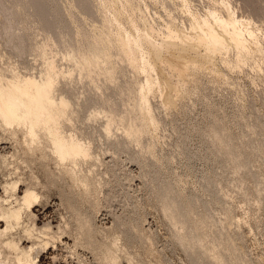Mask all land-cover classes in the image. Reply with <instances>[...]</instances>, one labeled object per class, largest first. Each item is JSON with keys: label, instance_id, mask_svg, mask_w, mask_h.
Listing matches in <instances>:
<instances>
[{"label": "bare ground", "instance_id": "bare-ground-1", "mask_svg": "<svg viewBox=\"0 0 264 264\" xmlns=\"http://www.w3.org/2000/svg\"><path fill=\"white\" fill-rule=\"evenodd\" d=\"M57 1L0 0V37L9 47V55L20 58L34 55L40 61V65H38L40 68L31 72L30 65H28L30 66L28 69V66L25 65V70H21L22 68L20 69L19 66L11 62L0 65V133L7 134L21 149L20 154L15 150L9 155L0 154V171H3L4 174L0 181L2 190L0 193V221L3 222V227H0V264H38L37 258L41 251H45L48 247L53 250L57 243L58 246L64 245L62 247L68 245H65L60 239L61 234L63 236L66 233L73 241L67 247L73 252L74 258L75 256L79 258L78 251H75L79 246V249L80 247L81 250L84 248L92 254L93 263L150 264V258L147 260L145 256L147 253L154 257L157 264H163L160 254L154 251V248L144 249L143 253L138 251L139 246L137 245L143 244V242L154 243L150 232L148 233L142 227L141 218L139 219L133 211H126L120 215H116L112 211L117 198L129 201L131 197L127 191V183H125L128 181L129 175L122 170L124 168H121L118 154L124 153L128 161H135L142 168H144V164L147 165L152 161L149 159L148 163H144L146 159L144 156L147 152H152V137H146L148 140L151 139V143L147 140L148 142L145 141L146 143L143 142V144L141 140L146 133L155 134L154 131L152 133V130L156 129L158 122L161 121L160 117L159 121L156 119L154 114L156 112L153 113L154 108L149 101L152 92L159 91L160 106L158 108L170 109L179 100L185 99L187 95L190 96L191 91L197 85L198 76L202 75L205 70L214 71L213 84L223 79L222 73L220 74L211 67L213 62L211 60L215 55L220 56L222 60L220 62H223L224 69L228 67V70L241 69L245 64L254 66L258 63L257 58H264V47L260 43L261 38L258 37L260 23L257 24V21H264V0H242L249 10L244 6L243 9L249 12L246 11L248 15H241L239 18L232 14V10L230 11L229 5L233 1L229 3V0H154L153 5H160L167 12L164 28L162 26L154 29L150 25L151 22L148 23V21L147 26H144L138 17L136 19L134 16L138 20L136 21L128 14L124 18L129 19L127 22L130 27L127 29L119 27L116 34L113 32L114 37L110 39L108 36L109 41L105 39L104 43L100 39L101 37L99 40L96 35H100L101 31L105 29L104 24L107 20L101 6L104 5V9H108L110 1V4L107 3L105 8V4L100 6L91 0H74L75 6L83 14L92 13L91 11L96 5L102 8L98 10L99 7H95L102 14L101 17H99L98 11V15L93 11L94 18L99 17L104 20L100 19V23L104 22L103 26L101 25L103 29L102 27V30L99 29L101 30L100 34L99 31L96 35L88 34L84 30L81 32L79 28H82L83 25L81 27L79 25V28L76 26L78 29H74V31L77 29V34L80 30L81 41H78L80 35L76 37L77 34L71 33L74 28L72 25L77 21L73 23L74 20H71L72 25H70L66 18L72 19L70 17L72 15L67 12L70 15H65V17L60 4H58L60 2ZM106 1L108 2V0ZM137 2L139 1L135 0L134 3L137 4ZM120 3L122 5L124 3L123 6H125L123 16L129 12L130 8L133 9L134 3L132 4L130 0H123V3L121 0ZM216 3H221L225 12L220 10L221 8L219 7V9ZM62 4L61 6H64ZM141 7H139V12L145 10ZM64 9L65 7L62 10ZM114 9L116 10V7ZM107 11L110 13L109 10ZM130 13L132 12L130 11ZM178 14L182 15H180L182 17L180 24L176 23ZM29 15L35 18V22L32 21L35 25L37 24L36 28L43 36L44 41H40L41 43H35L27 32V28L32 27L29 25L31 17L27 20L29 26H25L27 22L25 19ZM95 15L97 16L95 17ZM120 15L122 16L114 11L112 16L118 25L124 19ZM112 17L109 19L111 20ZM110 20L109 22L112 23ZM33 23L31 22L32 25ZM67 23L72 27V31L68 29ZM125 23L121 24L125 26ZM94 26L96 27V25ZM110 27L115 28V25ZM107 30L110 35L109 28ZM107 30H104L103 33L107 34ZM116 30L114 29V31ZM88 32L91 33L92 30ZM73 35L78 39L73 38ZM42 36L40 37L42 38ZM55 43L59 46L58 49L60 48L58 51L56 48L55 52L54 48H47L50 45L56 46L53 45ZM197 47L203 48L202 54L194 55L189 52V49H197ZM229 50L233 52L232 57L228 55ZM112 55L116 56L117 61L115 62L126 63L127 67L130 66L136 74L141 72L144 77L137 76L139 79L136 80L137 77L133 79L134 76H131L130 79L128 78L129 81H126L123 78L125 74L122 69L121 73L124 76L121 77L124 81L120 83L121 79L117 83L114 76H117L118 71L116 73L114 67L118 65H116L117 63L114 64L116 66L112 65V58L115 60ZM110 56H112L111 59ZM60 59L68 61L69 66L61 63L65 67H60ZM121 63L120 67H122ZM126 66L124 64L123 68ZM120 67L119 69H121ZM261 70L258 71L262 72L263 70ZM152 72H155L156 75L153 76ZM99 76L104 79V85L98 84ZM190 82H192L191 86H189ZM124 96L128 98L125 99ZM249 107L252 108L251 105ZM211 121L209 127L207 126L208 129L204 131L206 136L204 139L209 145L205 148L206 151L208 149V154L204 156V159L210 160L211 163L217 161L223 165L228 164L233 172H241V177H248L257 182L261 176L252 170L251 157H261L264 161V138L254 141L252 134L255 132L264 134V117L254 115L253 111L251 119L248 120L249 130L240 133L242 136L236 139L225 132L216 118ZM197 124L194 127L198 130ZM192 126L191 128H194ZM186 132L185 130L180 136L183 145L186 140L190 139ZM204 132H201L202 135ZM187 133L192 134V129ZM185 138L186 140L183 141ZM185 146L181 148L183 153H186L187 156L188 154L194 156L195 153L197 156V151H190L189 147ZM96 147H99L101 151L95 149ZM95 150L100 151V154L104 150L110 155V159L103 161ZM147 155L146 157H148ZM209 156L210 158H208ZM32 158H35L41 166L42 180L32 170L28 176L19 175L22 173L20 172L21 168H30ZM47 158L52 164L47 163ZM153 161L152 163L155 164ZM153 167L157 168V165L151 166V169ZM142 172L147 178L146 184L150 188H147L148 192L150 190L149 193L152 194L154 202L168 222L173 241L182 248L187 256L188 264H253L251 260H246V256L244 258V255L239 253L235 244L228 241L222 228L213 229L214 219L210 212V200H205L201 196L202 194L197 195L196 191L194 194L187 190L188 193L182 196L180 194L182 192L177 191L179 186L174 190L172 186L175 185L171 184V186L167 178V182L158 178L159 174H156V170L153 171L154 173L148 172L147 169ZM20 184L23 185L21 193L18 191ZM216 184L213 177L209 176L202 184V189L221 199ZM254 184L256 183L254 182ZM261 186L264 187V185ZM52 187H55L61 203L67 209V218L69 217L67 219L63 218L64 215H59L62 217L60 218L61 222L56 227L54 226L55 230L52 229L49 221L37 225L34 222L36 216L32 211V207L40 204V201L43 200V193L41 194L43 189L41 190V188ZM254 191L257 201L261 206H264V195L260 194L259 189ZM122 204L127 207L126 202ZM102 206L113 213L114 220L111 226L101 227L95 224L96 211ZM14 230L21 232L20 236L28 239L30 243L23 245L21 242L23 238L16 235L17 232ZM64 232L66 233L64 234ZM141 248L143 249V246ZM56 254L54 258H56ZM67 256L70 257L69 254ZM81 257H83V252ZM78 258L76 259L79 264H85L83 261L86 259Z\"/></svg>", "mask_w": 264, "mask_h": 264}, {"label": "rangeland", "instance_id": "rangeland-1", "mask_svg": "<svg viewBox=\"0 0 264 264\" xmlns=\"http://www.w3.org/2000/svg\"><path fill=\"white\" fill-rule=\"evenodd\" d=\"M91 1L95 2V4L96 3L98 5L100 4V6H101V4L102 5L105 4V8L107 6V3H109V1H110L111 4L109 3L110 5H108V6L111 9H109V8L104 9V5L101 6V7H103V9L101 7H99L98 5L95 6L96 8L99 7L98 10L102 9V12L103 11L105 12L103 14L107 17V20L113 16L114 11H115V12H118L119 14H122V16L120 15L122 18H124V17L126 18L128 14L130 15V17H133V18H134V16H136V19L139 18L138 20L142 21V24L144 26H147V24L150 22H151L150 25L154 29H157L158 27L161 28L163 25L165 26V20L164 19H166V13L167 12L163 8H161L160 5H158L156 3H155L156 5H153L154 0H152V1L151 0H142V1L136 0V1H139V2H137V4L134 3L135 0H134V2H133V0H130L132 2V4L134 3L133 9L130 8L131 10L129 9V12L126 11L128 13H126L124 16H123V13H125V9H124L125 6H123L124 5L123 0H122L123 5L120 3L121 0L120 1L119 0H108V2L106 0H100V1L99 0H97V1L91 0ZM207 1H209V0H207ZM229 1H230L229 3H232V1H233V3L229 5V8L231 7L230 11L232 10L231 12H233L232 13L233 15L235 14L234 16H237L239 18L241 15L247 14L246 13L247 10L245 11V9H248V8L245 7V4L242 3V0L241 1L240 0H229ZM57 2H60L58 4H60L61 11L63 12L64 16L65 15L69 16L70 14L72 15V16H70L72 19H70L69 17L66 18V20L68 19L67 22L69 21L68 23L70 25H72L71 22L73 20H74L73 23H76L75 21H77V23H79V24L76 23L77 25L73 24L72 25V27L74 26L73 29L67 23L69 25L68 29H70V31L73 30V32H71L72 34H74V35L77 34V29L79 28V25H80V27L83 25L82 26L83 29L79 28V29H81V32H82V30H84L88 34H92V35L95 34L96 35L97 31H99V34H100V31L103 29L102 26H103L104 22L100 23V21L103 20V18H99L102 16V14H100V12L95 7H93V11L97 15H98V13H97V11H98L99 15H100L99 17H96L97 15H95L96 18L93 17L94 16L93 11H91L93 13V15H92V13H88V15H87V14H83L82 12H80L77 9V7L75 6L74 0H63V1L58 0ZM100 2H102V3H100ZM61 4L64 6H61ZM138 4H141V5H138ZM147 4H149L148 5L149 7L147 6ZM111 5H113V6L111 7ZM135 5H137V6L134 8ZM216 5H218V8L219 7L221 8V9L219 8L220 10L225 12V8L223 5H221V3L220 4L216 3ZM243 6L245 7V9H243L244 8ZM62 7L63 8L65 7L66 10L65 9L62 10L63 9ZM115 7H116V10L115 9L113 10V8H115ZM121 7H123L122 8L123 11L121 10ZM137 7L138 8L141 7L142 9H145V10L141 9L142 11L139 12L140 8L138 9ZM173 7H175V6H173ZM94 8H95V10H94ZM232 8H234V9L236 8L235 11ZM134 9H136V10H134ZM107 10H109L110 13ZM117 10H119V11H117ZM64 11H66L65 12L66 14L64 13ZM130 11L133 14L130 13ZM67 12L70 14H68ZM247 12H249V11H247ZM111 13H113V14H111ZM180 15L181 14H178L176 16L177 17L176 23L178 22L179 24L182 22V17H180ZM105 16H104V19H105ZM30 17L32 18L33 16H30V15L27 16L26 17L27 19H25V21L31 19ZM125 18L123 19V21L121 19L122 24L125 23V21H126L125 26H123L121 23L118 25L117 22H114L113 17L111 20L109 19L110 21H112V23H110L109 20L108 21L106 20L105 24L107 26L104 24L105 29H103L101 31L100 35H102L104 30H107V28H109L110 35H108V33H107L108 30H107L106 31L107 34L103 33V35L105 34L106 38H105V36L103 37V35L102 36L96 35L97 37L96 36H94V37H96L97 39H99L101 37L100 39L103 40L102 41L103 43H104L105 39L108 40V36L110 39L113 38L114 37L113 32H114V34H116V32H118L119 27H120V29H124V28L127 29L130 27V24L128 23L129 19L128 18L125 19ZM140 18H143V19H140ZM180 18H181V21H179ZM32 20L35 22V18H32L29 21L30 24L28 21L25 23L26 24L25 26H27V27L29 25L32 27L34 25V27H35V28L29 27L30 29L27 28L28 34L32 37V40H34L35 43H38L40 41L42 42V40L44 41L43 36L41 35L40 31L38 30V28H36L37 24L35 25V23H33ZM97 20H99V21H97ZM138 20H136V21H138ZM147 21H148V23H147ZM31 22L33 23V25L31 24ZM80 22H81V24H80ZM113 24L115 25V28L112 27L113 28L112 29L110 26H114ZM257 24L260 25V31H258L259 33L257 32L258 37L261 38L260 43L264 47V36H263L264 35V31H263L264 30L263 29L264 28V21L263 22L257 21ZM94 25H96V27H98V28H96ZM164 26L162 28H164ZM101 27H102V29H101ZM75 28H77V29L74 31ZM99 29H101V30H99ZM114 29H117V30L114 31ZM87 30L88 31L92 30V32L90 33ZM111 30H113V31L111 32ZM78 31L80 32V30H78ZM79 32L75 36L78 37L80 35L81 37L79 38L78 41H81L82 40V34H80L81 32L80 33ZM111 35H112V37H111ZM36 36H37V38H36ZM40 36H42V38ZM75 36L73 38H75ZM262 36H263V38H262ZM155 38L158 39L157 36H155ZM262 40H263V42H262ZM3 44L5 45L3 39L0 37V65H2V64L6 65L7 63L11 62V63L19 66L20 69L22 68L21 70H25L26 66L30 65L32 68L30 66L27 67V69L30 67V69H31V70L29 69L30 72L36 71L40 68V66L38 67V65H40V61L38 58H35L36 56L26 55V56H24L25 59L22 57L20 58V57L15 56V55L11 56V55H9V53H10L9 47L6 45L4 46ZM53 45H56V46L50 45L47 48L48 49H50V48L55 49L56 48L57 51L60 49V48L58 49L59 46L56 43ZM56 49L54 50V52L56 51ZM203 51H204L203 48H200V47L199 48L197 47V49L196 48L195 49H189V52L191 54H194V55H200V54H202L201 52H203ZM229 52H230V53H228L229 57H232L231 55L233 52L231 50H229ZM1 55H3V56H1ZM9 56H11V57H9ZM112 56L115 57V60H114V58H112ZM112 56H110V59L112 58L113 62L117 61L116 56H114V55H112ZM11 58H12V60H11ZM219 58H220V56L218 57V55H215L214 58H212L211 62L213 61L214 63L213 62L211 63V67L215 68L214 70H216L217 72H220V74L222 73L221 75H222L223 79L221 81H219L218 83L213 84V82H212L213 77L212 76L214 75V71L212 72L211 69L205 70V72L202 75L198 76L199 80L197 79V83H196L197 85H196L195 89L192 90L193 92L191 91L190 96L187 95L188 98L185 97V99L183 98V99L179 100L172 108L166 109L164 107H159V108H161L159 110V108H158V106H160L159 105L160 104V100H159L160 94H158L159 91H154L155 94H154V92L151 93L152 95H150L149 98H151V99H149V101L152 103L151 106H153V108H154L153 113L156 112V113H154L156 116L155 115L154 116L156 117V119H158V121H159V117H160L161 121L158 122L156 129L154 128L152 130V133L154 131L155 134L154 133L153 134H151V133L147 134L146 133L147 136L145 135V136H143V139L141 138L142 143L147 141L148 138H150V137H152L151 139L153 140L152 141L153 143L151 144L152 145V152L151 153H153V154L151 155L150 152H147L148 155L147 154L146 155L148 157H146V155L144 156V159L146 158L144 160V163H146V162L148 163L150 161L149 159H151L152 161L156 159L153 162L157 165V168L153 167V169L156 170V172H157L156 174H159L157 177L161 178L162 180H165L166 182H167V179H169L170 183L169 182L168 183L170 185L171 184L175 185V186L171 185L174 190H176V188L179 186L177 188V191L178 192L181 191L182 193H180V194H182V196L185 193L187 194L188 191L189 192L191 191L190 193H194L196 191V192H198V193L195 192L197 195L202 194L201 196L205 200H210V210H211L210 212L212 213V216L214 219L213 229L222 228L226 237L228 238V241L230 243L235 244V246L238 247L239 253L240 254L242 253L244 255V258L246 256V260H248V259L251 260V263H253V264L254 263L255 264L256 263L257 264H264V206H261L260 202L257 201L256 195H255L256 193H254L255 192L254 190L259 189L260 194L264 195V187L261 186V185H264V183H263L264 182V161H263V159L261 157H256V156L251 157V163H252L251 168H252V170L256 174L261 176L259 178V180H257L258 183L256 182V180H253L251 178L241 177L242 176L241 172H239V173L233 172L231 166L228 164L223 165L221 163H217V161L215 163H211V162H209L210 160L206 161L204 159V156H206V154H208V149L206 151L205 148L209 147L206 139H204V138H206L204 131H206V129H208L210 123L212 122L211 120L213 118H216L218 120V123L220 124V126H222L224 128L225 132L229 133L230 136H232L233 138L236 139L237 137L238 138L241 137L242 136L241 134L244 131L249 130V125H248L249 121L248 120L251 119L253 111H254V115L264 117V58L263 59L260 57H259V59L257 58L256 60L258 63L254 66L249 65V64H245L244 67L241 68L242 70L239 68L240 70L239 69H236V70L229 69L230 71L228 70V67H226L224 69L225 65L223 64V62H220L222 60H221V58L220 59ZM260 60H262V61L260 62ZM67 62L68 61H66L65 59H60V64L63 63L65 66H69V63H67ZM113 62H112V65H114L116 63H117L116 65H118L117 67H114L116 70L113 68L114 71L116 73H117V71H118V73H120V74L117 73V76H116L117 78L114 76L115 80L117 79V81H118V82L115 81L117 83H119V80L121 81V79H122V81L120 83H122L124 80L127 81L129 77L131 78V76H134V78L132 77L133 79H135L137 76L138 77H144V74H142L141 72L136 74V72L133 71V69H131L130 66L127 67L126 63H124V62L121 63V61H119L122 64V67H120L121 65L119 62H115V63H113ZM58 63H59V61L57 62V64ZM261 63H262V65H261ZM63 64H61L62 66L61 65H59V66L65 67ZM124 64L126 66L125 68H123ZM116 65H114V66H116ZM24 66H25V68H24ZM119 67L121 69H119ZM246 67H247V69H246ZM258 68L262 69L263 71L261 70L262 72H259ZM122 69L124 70L123 74H125V76L121 73ZM250 69H254V70H250ZM119 70H120V72H119ZM207 71H209V72L211 71V72L209 73ZM256 71H258V72H256ZM115 72H114V74H116ZM252 72H254V73H252ZM154 73L155 72H152L153 76L156 75V73L155 74ZM249 74H251L252 76ZM121 76L122 77L124 76L123 78H125V79L123 80V78ZM96 77L98 78V76H96ZM96 77H95L96 83L98 81H99L98 84L105 83L103 81L104 79H102L101 76H99V78H100L99 80L97 79L98 81H96ZM126 77H127V79H126ZM138 77L136 78V80L139 79ZM252 77H253V79H252ZM250 79H251V81H250ZM252 81H254V82L252 83ZM254 84H256V85H254ZM191 85H192V82L189 83V86H191ZM223 86H225V87H223ZM156 95L157 96L159 95V96L157 97ZM124 98H125V96H124ZM126 98H128V97H126ZM189 99H191V100H189ZM176 105H178V106H176ZM250 105L252 106V108L249 107ZM183 106H185V107H183ZM163 108L165 109V111ZM155 109H156V111H155ZM172 112H174V113H172ZM212 116H213V118H211ZM196 124H197V127L199 129H200V127H202L201 128L202 130L201 129L200 130L198 129V130H199V132L203 131L204 135H202L201 132L199 134L197 128H195ZM191 125H193L192 127H194V126L195 127L191 128ZM198 125H200V126H198ZM187 128H189L190 130L188 129L189 130L188 131ZM191 129H192V134L187 133V132H191ZM185 130L187 131L186 134H189L191 137L188 135V138H190V139L186 140V138H185L183 141H185V140L186 141L183 145L181 143L182 138L180 136L182 133H184ZM195 130H196L197 134H196V132H194ZM250 132H252V131H250ZM254 132L255 131H253L252 133H254ZM1 133H0V135H2L3 137L0 136V154L9 155L14 150L20 154L21 149H20L19 145L16 144L15 142H13L8 137L7 134L4 135V133H2V134ZM199 135H201L202 138ZM250 135H251V133H250ZM263 136H264V134H260L258 132L257 133L255 132L254 134H252V138L254 141H257L259 138H264ZM146 137H148V138H146ZM2 138H4V139H2ZM151 139L148 140L150 143H151V141H150ZM202 140H204V141H202ZM185 145H187V146H185ZM184 146L186 148L189 147L190 151H193V150L195 152L197 151V154H196L197 156H195V153H194L195 157L193 156V154H190V155L188 154V156H187L186 153H183L181 151L182 150L181 148H183ZM100 148H101V145H100ZM100 148L96 147L95 149L100 150ZM97 150H95V152H97V154H98L101 150L100 151H97ZM104 152L105 151L103 150L101 152V154L100 153L98 154V156L103 161H108L110 159V155L107 152H105V153ZM102 153H104V154H102ZM100 155H102V156L100 157ZM191 155H192V157H191ZM208 158H210V156ZM118 159L120 161L121 168H124L122 170L125 171V173L127 172L126 174L129 175L127 177L128 181H126L125 183H127L126 184V186L128 187L127 191L129 192L128 194L131 197L129 198V201H126L124 198L123 199L117 198V200L114 202L112 211L116 215H120L121 213L123 214L126 211H128V212L133 211L134 213H136V215L139 217V219L141 218V220L143 221L141 224L142 227L144 229H146L148 233L150 232L149 234H151L152 237L154 238L153 244L143 242V244L137 245V246H139L138 251L143 253L144 249L154 248L153 250L157 251V253L160 254V256L163 260V264L164 263L165 264H188L187 256L185 255L184 251H182V248L178 244H176L175 241H173V239L171 237V232H170L168 222L164 218L161 210L157 207L156 202H154L155 200H154L152 194L149 193L150 190L148 192V189H150V188H148V185L146 184L147 178L143 175L142 170L147 169L148 172H150V173H152L153 171L155 172V170L151 169V166H153V165L155 166V164H153L152 161H150V163H148L149 165L144 164V168H142L137 162L128 161L125 158L124 153H119ZM46 161H47V163L52 164L48 158L46 159ZM30 162H31L30 168H26L23 166H21L23 168L20 167L22 169V171H20V172H22V173H20L19 175L23 176V174H24V177L28 176L32 170L37 174L38 178L40 180H42L41 166L39 165L38 161L35 158H32ZM211 164H213V165H211ZM141 168H142V170H141ZM229 168H230V170H228ZM0 172H1L0 173V181H1L2 180L1 178H3L1 176H4V174H3V171H0ZM209 176L213 177V179L215 180V183L217 182L216 187L218 188L219 195L222 197L221 199L214 197L212 195V193H210L207 190L202 189V184L205 183V181L207 180V178ZM259 181H260V183H259ZM254 182L256 184H254ZM176 183H177V185H176ZM128 184H129V186H128ZM256 185H257V188H256ZM180 187H181V189H180ZM239 187H241V188H239ZM22 189H23V185L20 184V186L18 187L19 193L22 192ZM261 189H263V190H261ZM39 190H40V188H39ZM41 190L43 191V192H41V194L43 193L42 194L43 200L40 201V204L38 203V205L37 204L34 205L32 207L33 209L31 208L33 213L37 217V219H36V217L34 218L35 219L34 222L37 225H42L44 222L49 221L48 223L50 224L52 229L55 230L56 225L61 222L60 218H62V217H60L59 215H61V216L64 215L65 217H63V218H67V216H68L67 215L68 214L67 209L61 203L60 196L57 194L55 187H52L49 189L41 188ZM182 190H184L185 192ZM1 191L2 190L0 188V193H1ZM201 191H203V192H201ZM261 192H263V193H261ZM44 196H46V197L44 198ZM123 196H125V195L123 194ZM223 197H224V199H223ZM253 198H255V199H253ZM125 202L127 203V207H125L126 206L125 204H122ZM200 209H202V208H200ZM96 212H97L95 214L96 215V217H95L96 221L94 220L95 224H97L98 226H101V227L112 225L114 218H113V213L111 211L106 209V207L102 206ZM0 227H3V222H1V221H0ZM17 230H14V231L17 232ZM15 232H13V234H16ZM65 233L66 232H64V234ZM20 234H21V232L18 231L16 235L20 236ZM68 235L69 234H67V233H66V235H63V236L61 234L60 239H61V242L63 241L65 245L68 244L70 246V244H72L73 241L70 238V236H68ZM20 237H22L24 239L23 236H20ZM23 239H22V241L20 239V241L22 242L23 245L30 243V241H28V239H26V238L24 240ZM62 246H64V245L60 244L58 246V243H57L55 249L52 250L51 247H48L45 251H41V253L38 254V258H37L38 264H79V261L76 259L78 257L75 256V258H74L72 256L73 252H71L67 246H65V247H62ZM142 246H143V249L141 248ZM78 247H76L75 251L76 250L78 251V252L77 251L76 252H77V254L79 253L78 256L80 259L81 258L86 259L83 261L85 264H98L96 262L93 263L92 254L87 252L84 248H83V250H81L82 248L80 247V249H79ZM147 247H149V248H147ZM66 249H68V250H66ZM82 252H83V257H81ZM55 254H56V258H54ZM68 254L70 255V257L67 256ZM145 256H146L147 260L150 258V260L152 261V262L149 261L150 264H157V262L154 260V257L149 256L147 253L145 254ZM51 257L54 258L53 261H52ZM84 257H86V258H84ZM88 261H89V263H87ZM122 263L126 264L125 262H122Z\"/></svg>", "mask_w": 264, "mask_h": 264}]
</instances>
